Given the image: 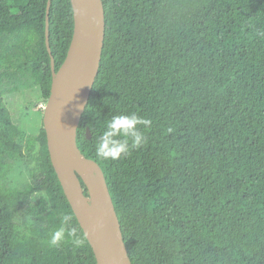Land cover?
I'll return each instance as SVG.
<instances>
[{"label":"trees","instance_id":"obj_1","mask_svg":"<svg viewBox=\"0 0 264 264\" xmlns=\"http://www.w3.org/2000/svg\"><path fill=\"white\" fill-rule=\"evenodd\" d=\"M103 2L102 62L78 146L105 174L132 263L264 264V0ZM48 4L0 0V264H97L44 125L37 136L21 130L3 88L29 76L49 101ZM49 17L59 71L71 0H52ZM133 113L150 122L137 125L141 144L97 158L107 123ZM18 161L30 170L23 189L5 186ZM65 214L84 245L49 244Z\"/></svg>","mask_w":264,"mask_h":264},{"label":"water","instance_id":"obj_2","mask_svg":"<svg viewBox=\"0 0 264 264\" xmlns=\"http://www.w3.org/2000/svg\"><path fill=\"white\" fill-rule=\"evenodd\" d=\"M71 2L74 35L59 71L50 46L52 0L48 4L46 42L52 59L53 83L43 125L50 157L65 195L93 248L97 264H133L105 174L101 166L86 158L78 146V128L102 62L105 6L103 0ZM88 138H92L89 131Z\"/></svg>","mask_w":264,"mask_h":264},{"label":"rangeland","instance_id":"obj_3","mask_svg":"<svg viewBox=\"0 0 264 264\" xmlns=\"http://www.w3.org/2000/svg\"><path fill=\"white\" fill-rule=\"evenodd\" d=\"M5 98L18 126L27 135L37 136L43 128V120L47 102L43 99L41 89L29 76L8 81L4 85ZM30 180V170L18 161L15 171L11 173L5 186L23 189ZM36 198H34V201Z\"/></svg>","mask_w":264,"mask_h":264},{"label":"clouds","instance_id":"obj_4","mask_svg":"<svg viewBox=\"0 0 264 264\" xmlns=\"http://www.w3.org/2000/svg\"><path fill=\"white\" fill-rule=\"evenodd\" d=\"M264 36V32L258 33ZM150 123L136 114L113 116L107 123L106 130L99 138L96 147V156L102 160H116L125 155L129 150V139L132 147H138L143 135L137 128V125H146ZM72 216L65 214L61 219V226L56 229L50 236L49 244L59 246L65 238H70L72 243L77 247L86 243L82 234L78 233L76 227H68L72 221Z\"/></svg>","mask_w":264,"mask_h":264}]
</instances>
